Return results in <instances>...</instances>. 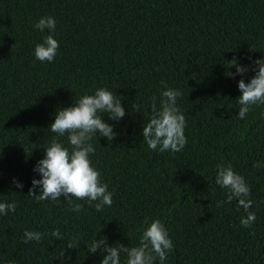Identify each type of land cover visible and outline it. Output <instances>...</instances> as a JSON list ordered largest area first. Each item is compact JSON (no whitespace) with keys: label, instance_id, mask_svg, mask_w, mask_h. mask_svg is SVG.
Wrapping results in <instances>:
<instances>
[{"label":"trees","instance_id":"trees-1","mask_svg":"<svg viewBox=\"0 0 264 264\" xmlns=\"http://www.w3.org/2000/svg\"><path fill=\"white\" fill-rule=\"evenodd\" d=\"M46 16L54 33L34 27ZM47 35L60 46L41 62L35 47ZM234 58L248 71L233 78L225 73L236 72ZM261 58L264 0H0V202L17 205L0 214V264H101L104 253L87 248L94 239L137 247L157 219L174 244L165 264H264V167H253L264 164V105L240 119L237 103L239 80L250 82ZM99 88L126 112L118 121L101 113L117 135L109 142L97 131L90 141L113 204L97 212L73 197L83 204L77 213L63 196L37 201L29 189L46 146L56 138L71 150L67 134L49 129L55 114ZM168 88L183 93L187 145L177 153L149 149L142 135L152 98L159 108ZM217 164L245 178L256 215L250 228L236 199L217 206L228 194L215 182ZM56 229L63 239L51 235ZM25 230L42 240L25 243ZM73 236L78 248L67 247Z\"/></svg>","mask_w":264,"mask_h":264},{"label":"clouds","instance_id":"clouds-1","mask_svg":"<svg viewBox=\"0 0 264 264\" xmlns=\"http://www.w3.org/2000/svg\"><path fill=\"white\" fill-rule=\"evenodd\" d=\"M40 31L45 29L55 32L56 21L51 16L42 17L34 25ZM59 42L53 35H47L43 43L35 47V58L41 62H52L58 52ZM253 50H255L252 47ZM255 75L250 82L246 83L240 79L238 88L242 95L237 98L240 106L238 116L244 119L252 110L254 105H264V58L254 61ZM236 67V72L228 71L226 76L235 77L243 75L248 67L241 65L237 59L230 61L231 66ZM180 90L168 88L162 91L160 107L157 108L156 97L152 98V117L144 126L142 135L149 149L159 152L177 153L187 145L185 136L186 119L180 108L177 106V98L182 96ZM138 106L134 105L136 110ZM138 111V110H136ZM108 114L110 120H120L126 114L125 108L120 99L116 98L113 92L106 88H99L94 94H85L77 98L72 106L58 109L55 114V121L49 129L57 136L67 134L71 150L65 147L56 138L46 146L45 156L37 162L34 171L39 173L41 178H33L29 195L37 201L51 200L57 202L60 198L66 197L72 211L79 213L83 210V204L72 203V198L86 200L97 212L103 211L105 206L113 204V193L108 190V185L101 182L100 172L92 166L90 156L95 153V148L90 142L97 131L99 135L111 142L117 135L113 131V125L105 122L103 115ZM216 184L227 189V200L217 202V206L224 203H231L233 199L238 201L237 208H243L247 213L246 217L240 219L245 228H250L256 220L254 212L249 211L253 205L250 199L251 190L245 178L236 173L231 165L225 167L217 164ZM253 167H264L260 162H254ZM17 188H23V183L14 178ZM40 188V194H36V188ZM95 202V203H94ZM16 203L0 202V214L7 215L9 211H16ZM147 224V219L145 220ZM56 239H63V234L56 229L51 232ZM43 234L40 232L25 230L23 240L40 242ZM68 248H78L79 238L73 236ZM91 253L100 250L103 255L101 264H120L121 253L127 254L126 264H154L158 258L159 264H165L168 254L174 250V244L169 237L168 230L160 220H153L145 228L140 237V245L137 247H125L118 244L110 246L106 239H94L88 246ZM155 254V255H153Z\"/></svg>","mask_w":264,"mask_h":264}]
</instances>
